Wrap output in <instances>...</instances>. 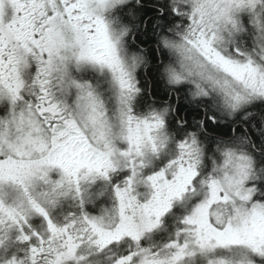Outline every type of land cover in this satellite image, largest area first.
I'll use <instances>...</instances> for the list:
<instances>
[{
  "label": "snow or ice",
  "instance_id": "6c2138e0",
  "mask_svg": "<svg viewBox=\"0 0 264 264\" xmlns=\"http://www.w3.org/2000/svg\"><path fill=\"white\" fill-rule=\"evenodd\" d=\"M146 150L227 184L157 264H264V0H0V264H65L55 177Z\"/></svg>",
  "mask_w": 264,
  "mask_h": 264
},
{
  "label": "clouds",
  "instance_id": "9594fccd",
  "mask_svg": "<svg viewBox=\"0 0 264 264\" xmlns=\"http://www.w3.org/2000/svg\"><path fill=\"white\" fill-rule=\"evenodd\" d=\"M210 177L218 181L212 187ZM55 178L63 180L65 193L55 219L60 225L67 222L76 246L65 250V264H157L172 251L165 245L192 227L184 222L186 216L203 220L229 211L212 195L227 188L222 171L209 167L195 184L185 185L169 152L146 150L134 162L118 159L108 177L85 179L83 174L68 173ZM162 207L167 210L157 215ZM149 222L155 226L145 229ZM113 234H119L118 239H112ZM57 243L63 248L61 238ZM185 264H207V260L198 257Z\"/></svg>",
  "mask_w": 264,
  "mask_h": 264
}]
</instances>
